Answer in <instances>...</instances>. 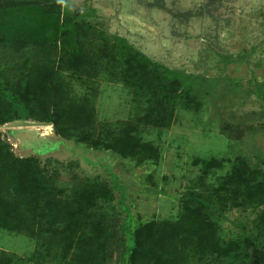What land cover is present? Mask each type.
<instances>
[{"label": "trees", "instance_id": "obj_1", "mask_svg": "<svg viewBox=\"0 0 264 264\" xmlns=\"http://www.w3.org/2000/svg\"><path fill=\"white\" fill-rule=\"evenodd\" d=\"M94 14L62 0H0V126H52L89 150L155 166L161 151L146 131L169 129L178 111L201 112L230 79L169 69L109 34L89 19ZM100 84L127 92L129 118L99 120ZM256 87L263 97V85ZM246 128L264 134V125ZM242 133L231 125L222 131L230 148ZM192 164L200 172L174 219L134 222L127 212L119 225L107 181L72 174L62 182L36 157L15 156L0 135V231L35 243L26 256L0 249V264H264V160L239 153ZM233 210L255 217L226 238L222 223Z\"/></svg>", "mask_w": 264, "mask_h": 264}, {"label": "rangeland", "instance_id": "obj_2", "mask_svg": "<svg viewBox=\"0 0 264 264\" xmlns=\"http://www.w3.org/2000/svg\"><path fill=\"white\" fill-rule=\"evenodd\" d=\"M62 1L79 13L93 9L90 20L169 69L230 82L221 81L201 112L178 111L169 129L146 131L145 139L161 151L155 166L138 167L109 152L89 150L57 136L52 126L32 121L0 126L1 139L15 156L36 157L42 166L57 170L62 182L72 174L107 181L113 187L119 225L127 212L134 222L174 219L179 198L199 175V166L192 164L196 157L232 158L241 153L254 162L264 160V134L250 135L246 128L264 125V95H255L256 84L263 85L264 93V0ZM130 102L120 85L100 84L99 120L129 118ZM229 125L244 135L234 149L222 134ZM254 217L238 210L228 213L222 223L226 238L238 232L239 222ZM34 246L25 235L0 231L2 250L26 256Z\"/></svg>", "mask_w": 264, "mask_h": 264}]
</instances>
